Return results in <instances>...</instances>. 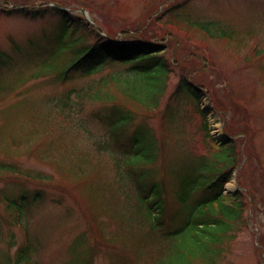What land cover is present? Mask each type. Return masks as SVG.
I'll use <instances>...</instances> for the list:
<instances>
[{
    "label": "rangeland",
    "instance_id": "rangeland-1",
    "mask_svg": "<svg viewBox=\"0 0 264 264\" xmlns=\"http://www.w3.org/2000/svg\"><path fill=\"white\" fill-rule=\"evenodd\" d=\"M4 2L28 9L56 4L94 22L97 29L90 26L111 38L129 32L131 37L124 39L160 41L165 25L170 46L163 55L171 74L160 109L147 111L124 92L138 94L141 76L120 79L124 85L136 81L124 91L114 84L99 86L108 74L123 76L120 66L64 84L25 81L17 69L0 70V264H16L18 256L24 264H264V0H0ZM79 7L87 8L84 14ZM150 11L160 18L157 22L172 26L156 22L137 30ZM61 28V17L53 10L28 17L0 13V50L10 52L12 42L42 40V33L55 36ZM78 28L76 36L93 43L94 36ZM181 78L201 89L199 104L189 96L168 103ZM73 88L93 89L86 96L104 102L85 101L78 112L74 107L70 112L57 96ZM166 105H171L169 113ZM209 105L225 139L236 132L233 142L216 140L213 127L204 134L200 111L208 112ZM56 110L70 116L51 115ZM174 112L179 116L172 118ZM99 115L111 121L104 124ZM160 149L166 154L164 164L147 165ZM231 151L236 154H225ZM207 156L210 167L222 169L237 158L233 181L223 193H246L248 227L241 216L244 195L208 205L201 201L198 188L207 183L205 177L191 183L183 205L166 194V214L162 202L154 205V196L147 198L141 190L154 177L164 182L158 184L161 191L166 188L175 196L183 170L173 159L194 165ZM194 167L195 176L204 173ZM165 172L174 180L169 182ZM198 205L203 206L197 215ZM229 210L235 214L229 216ZM196 215L197 227L208 232L197 241L199 232L187 236L184 228Z\"/></svg>",
    "mask_w": 264,
    "mask_h": 264
},
{
    "label": "trees",
    "instance_id": "trees-1",
    "mask_svg": "<svg viewBox=\"0 0 264 264\" xmlns=\"http://www.w3.org/2000/svg\"><path fill=\"white\" fill-rule=\"evenodd\" d=\"M23 6V4L21 5ZM20 6V7H21ZM58 6V5H57ZM56 4L50 5V2L45 7H40L38 9H28V8H19L14 7L13 4L2 3L0 4V13L4 15H9L12 12L21 13L23 16H34L36 14H40L41 12H47L49 10H53L61 17V31L52 37H49L47 34L42 33V40H34L29 38L26 45H17L15 42H12V47H10V52H5L0 50V70L5 69H17L16 71L19 74H24L27 76L25 81L31 80H53L57 83H68L75 78L83 79L89 78L98 74L102 71V69L106 66H120L123 67V76H119V72L111 77V74H108L103 77V79L98 83L101 88H107L111 86V84L115 85V89L118 91H124L129 87H133L136 85V81L130 82L128 85L122 84L120 79L126 77H134L135 75H139L142 78L141 85L139 86V93L136 94L131 91H124L125 95L128 99L135 105L143 107L147 111L160 109V105L167 94L168 86L170 82V62L168 58L163 54L169 49L167 46V42L169 41L167 38L168 33L164 28V24H170L172 26L173 22H167L161 24L157 22L160 18H153L151 16V11L147 16V20L142 25V27L137 28V30L141 31L146 26L155 27V25L160 23L164 25L160 27L163 31L165 38H162L160 41H147L143 39H134V40H126L124 38H130L129 32H123L122 38H111V34L109 35H101L94 27L90 26V24L84 20L81 16H75L74 14L68 13L67 11L57 7ZM14 7V8H11ZM49 7V9L47 8ZM176 6L171 7L175 8ZM177 11V10H176ZM175 12V11H174ZM154 13V12H153ZM157 22V23H156ZM80 24V26H79ZM84 30L87 34H91L94 36L95 40L93 43L87 42L84 40L82 35L76 36L79 32V28ZM203 34L204 31H202ZM208 36V35H206ZM210 37V36H209ZM212 38V37H211ZM26 46V47H25ZM208 64V59H204ZM194 73V72H193ZM4 90V89H1ZM87 91H94L93 89L87 88L85 90L79 89H70L64 91L57 97H60L63 100V106L70 112L74 107V111H79L81 106L85 103V101H103V99H93L86 96ZM101 91V90H100ZM99 91V94H100ZM201 89L195 87L193 84L189 83L186 78H181L174 90L168 96H172L171 99L167 100L168 103L170 101L173 102H182L184 97H193L197 100V103L200 100ZM111 93H105L104 96L107 98V95ZM73 95V96H72ZM166 98V97H165ZM109 100V99H108ZM171 105H169L166 109V113H169ZM73 111V112H74ZM63 110H56L51 113V115H58L60 118H67L70 114L62 113ZM178 113H172L173 117H178ZM202 121H203V132L206 136H208L210 132V128L208 127L205 113L202 112ZM111 121V117H106L103 115L98 116V121H101L105 124V121ZM134 127V126H133ZM108 134V131L105 132V135ZM236 132L232 134L234 137ZM247 135V133H245ZM230 137L229 140L225 143L233 142L235 138ZM102 136L101 138H103ZM247 141H250V138H244ZM134 141V139H133ZM244 140H242V145L246 144ZM224 144V145H225ZM223 146V145H222ZM165 147V146H162ZM158 151H159V147ZM126 152H129L128 148ZM234 156L236 154L235 151H231L230 153ZM166 156L165 152L160 149V152L157 153L154 161L147 165L154 166L155 163L164 164V157ZM153 160V159H152ZM183 170L177 175V181L179 190L178 193L173 196L169 193V191L164 188L162 191L159 189L158 184H163L157 181H153L154 177H152V183L150 187L144 191L146 197L153 195L155 198L154 205L158 206L160 202L165 205L162 207V212L165 213L167 198L166 194L170 196V198L174 199L180 204L185 203V199L188 193L191 191V183L196 181L199 178H204L207 180V183L202 186L201 190L199 189L201 201L204 204H207L212 201H219V198L228 196V197H237L239 195H244L242 201V221L244 227H248L246 217L244 216V211H246L250 205L247 201L246 193L240 189L236 191L234 195H225L223 193V188L226 183L230 182L233 177V167L238 165L237 158H235V162H233L232 166L225 168L210 167L207 163V157H201L196 164L192 165L189 162H181V159H173ZM4 165H8L2 163ZM197 168H201L204 171L203 174L197 172L195 176L194 166ZM150 168V167H149ZM8 172V171H6ZM13 173V172H10ZM17 174V173H15ZM167 175V180L171 182L174 180L173 175L169 172H165ZM19 175V174H18ZM31 181L41 180V179H29ZM167 182V181H166ZM139 187V184H137ZM186 187H189L186 188ZM24 192L22 194H26ZM158 197V198H157ZM25 199V196L21 197ZM203 204V205H204ZM203 205H198L196 213L202 214L201 207ZM10 208V206H8ZM221 210L224 209L223 206L219 207ZM228 215L231 216L235 214V211L229 210ZM197 215L194 218V221L189 225V222H186L184 228L187 230V236L192 235L195 236L197 232V236H195V240L197 241L200 238H204L208 232L206 228H199L196 219ZM209 224V223H207ZM26 236V235H25ZM185 237V239L187 238ZM229 241L231 239H228ZM199 246L202 247V244ZM22 248V247H21ZM19 251V250H18ZM23 252H20L19 255H22ZM16 264H24L21 263V258L18 256L16 258Z\"/></svg>",
    "mask_w": 264,
    "mask_h": 264
},
{
    "label": "bare ground",
    "instance_id": "bare-ground-1",
    "mask_svg": "<svg viewBox=\"0 0 264 264\" xmlns=\"http://www.w3.org/2000/svg\"><path fill=\"white\" fill-rule=\"evenodd\" d=\"M210 111H211L210 112L211 119L212 120L216 119L215 113H213V111L211 109H210ZM213 136L215 137L216 140H220V139L224 138L222 132L219 129H217L215 132H213Z\"/></svg>",
    "mask_w": 264,
    "mask_h": 264
}]
</instances>
